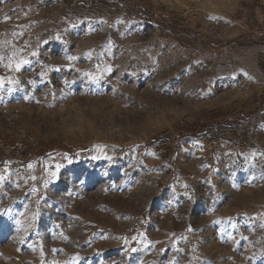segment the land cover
I'll list each match as a JSON object with an SVG mask.
<instances>
[{
    "label": "rangeland",
    "instance_id": "374dc122",
    "mask_svg": "<svg viewBox=\"0 0 264 264\" xmlns=\"http://www.w3.org/2000/svg\"><path fill=\"white\" fill-rule=\"evenodd\" d=\"M261 17L264 0H0V76L19 80L0 91V264H264Z\"/></svg>",
    "mask_w": 264,
    "mask_h": 264
},
{
    "label": "snow or ice",
    "instance_id": "6c2138e0",
    "mask_svg": "<svg viewBox=\"0 0 264 264\" xmlns=\"http://www.w3.org/2000/svg\"><path fill=\"white\" fill-rule=\"evenodd\" d=\"M5 19H8V17L5 16ZM13 35H23V33L22 32H20V33H13ZM56 39L59 40V39H61V37L59 35H57ZM14 55L15 54H13V56ZM38 55H39V53L37 51H32L31 52V56H33V57H36ZM87 56H88L89 59H91V52H89L87 54ZM68 59L69 60H76L77 57L76 56H69ZM2 60H3V56H0V61H2ZM30 63H31L30 60H28L26 58H23V57H21L18 61H14V59L12 57H10L9 58V62H8V64L5 65V67H7V68H13V66H14V69L16 71H19L21 69L22 65H26V64H30ZM68 67H71V65H68ZM96 68H97V71L99 72V75H96V74H94L92 72H83V75H85L87 78H89L92 81H97V80H99L101 78V76L105 72H111L112 71L111 65H108V64H105L103 67H101L100 65H96ZM76 71H82V70L76 69ZM40 75L41 76H44L45 73L44 72H41ZM6 83L8 85L7 90L9 92H11V91H13L12 85L18 84L19 83V80H15L12 77L0 76V91H2L5 88V84ZM30 83H35V81H30ZM101 147L102 146H99V145L97 146V148H101ZM252 155L254 157L255 156V153H253ZM99 158H100L99 156L93 157V159H99ZM28 167L31 168L32 167V164H29ZM55 167H56V169L58 171L61 168V165L60 164H56ZM57 171L49 172V175L51 177L55 178L57 176ZM4 178H5V176L0 175V179H4ZM31 179L35 180L36 177L33 176V177H31ZM209 182H211V181H209ZM45 184H47V181H45ZM185 188H187V185H185ZM33 191H36V189L33 188ZM185 195H187V193H185ZM37 203H39V201H37ZM33 218H35V214H34V217ZM17 223L19 224L20 221H17ZM262 227H264V225H262ZM189 230L191 231V228H189ZM141 235H143V234H141ZM133 239H135V237H133ZM125 242L127 243V240H125ZM149 243H151V241H149ZM132 251H136V249L133 248ZM161 251H163V249H161ZM179 251H183V250L182 249H179Z\"/></svg>",
    "mask_w": 264,
    "mask_h": 264
},
{
    "label": "bare ground",
    "instance_id": "6f19581e",
    "mask_svg": "<svg viewBox=\"0 0 264 264\" xmlns=\"http://www.w3.org/2000/svg\"><path fill=\"white\" fill-rule=\"evenodd\" d=\"M93 129V128H92ZM94 131V130H93ZM115 131V130H114ZM106 132V131H105ZM113 133V132H112ZM107 134V133H106ZM106 134H104V135H106ZM114 134H115V132H114ZM114 136V135H113ZM105 137H107V136H105ZM120 137V136H119ZM102 139V138H101ZM113 139V138H112ZM117 141L119 140V139H116ZM112 141V140H111ZM114 141V140H113ZM104 142V141H103ZM121 142V141H120ZM93 143V142H92ZM113 148V147H112ZM112 164V163H111ZM245 205H247V204H245ZM248 206V205H247ZM246 207V206H245ZM244 207V208H245ZM242 208V207H241Z\"/></svg>",
    "mask_w": 264,
    "mask_h": 264
},
{
    "label": "trees",
    "instance_id": "16d2710c",
    "mask_svg": "<svg viewBox=\"0 0 264 264\" xmlns=\"http://www.w3.org/2000/svg\"><path fill=\"white\" fill-rule=\"evenodd\" d=\"M118 1H120V0H118ZM234 42V40H229L228 41V44H231V43H233Z\"/></svg>",
    "mask_w": 264,
    "mask_h": 264
},
{
    "label": "built area",
    "instance_id": "2783aa9c",
    "mask_svg": "<svg viewBox=\"0 0 264 264\" xmlns=\"http://www.w3.org/2000/svg\"><path fill=\"white\" fill-rule=\"evenodd\" d=\"M260 20H261V21H264V17H261Z\"/></svg>",
    "mask_w": 264,
    "mask_h": 264
}]
</instances>
